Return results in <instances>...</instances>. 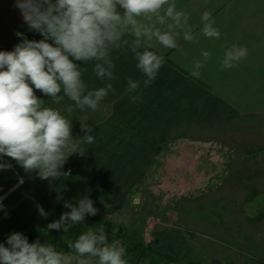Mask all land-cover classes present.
Returning a JSON list of instances; mask_svg holds the SVG:
<instances>
[{"label":"clouds","instance_id":"1","mask_svg":"<svg viewBox=\"0 0 264 264\" xmlns=\"http://www.w3.org/2000/svg\"><path fill=\"white\" fill-rule=\"evenodd\" d=\"M15 5L28 30L42 39L29 40L17 32L21 42L11 51H0V171L11 169L12 164L3 159L7 157L25 173L35 172L42 180L68 176L69 172L62 171L68 158L83 156L81 145L94 143L88 134L74 137L72 120L62 112L96 111L115 91L111 83L116 79L114 50L132 54L145 77L144 87H149L165 63L162 54L150 50L153 42L176 49L182 33L185 41L199 43L187 14L177 10L174 0H15ZM201 21L205 37L220 38L209 11L203 12ZM247 55L245 47L232 45L220 59L221 69L237 66ZM201 57L194 61L190 76L199 77L211 53L202 51ZM93 61V72L106 83L89 90L82 78L87 69L77 62L86 65ZM140 86L139 80L128 78L127 92L134 94L130 96L134 104L141 100V95L135 94ZM37 91L53 104L59 105L65 98L73 103L66 108L46 106ZM82 129L87 132L84 126ZM23 182L19 178V183ZM99 199L106 209L111 207L104 197ZM63 206L70 211L49 223L46 231L67 233L99 211L86 195L75 204L65 201ZM39 212L47 216L42 207ZM66 245L68 252L39 239L30 243L23 233L12 232L6 244L0 243V264H129L126 248L119 241L110 242L103 227H89Z\"/></svg>","mask_w":264,"mask_h":264},{"label":"crops","instance_id":"2","mask_svg":"<svg viewBox=\"0 0 264 264\" xmlns=\"http://www.w3.org/2000/svg\"><path fill=\"white\" fill-rule=\"evenodd\" d=\"M174 2L177 10L187 14L188 24L199 43L185 41L182 33L177 38L176 49H165L153 42L150 50L162 54L165 63L149 87H144L145 77L136 68L137 61L132 54L114 50L111 55L116 79L111 83L115 91L109 93L96 111L62 112L72 120L74 137L88 134L94 137V143L82 144L85 154H74L64 164L62 171L69 175L53 180H42L35 172L25 173L15 163L11 168L16 173L15 180L9 186L0 176V202L27 186L32 204L27 211L42 205L49 210L60 206L67 212L70 209L63 206L65 201L75 204L86 195L93 200L98 213L114 216L156 165L165 162L177 139L212 131L242 118L264 116V0ZM204 11L211 13L214 27L221 32L219 39L202 34ZM17 32L29 40L42 39L39 33L28 30L15 0H0V51H11L21 42ZM234 44L245 47L247 57L233 68L221 69L220 59ZM202 51H209L211 58L200 69L199 77H192L189 73L194 61L202 59ZM77 63L87 69L82 78L89 90L105 85L106 81L98 79L93 72L94 61L86 65ZM128 78L141 82L135 93L141 95L138 103L130 101L134 94L127 92ZM36 95L53 108H66L73 103L65 98L57 105L39 91ZM21 177L24 182L18 184ZM100 197L111 207L106 209ZM127 258H130L129 264H137L134 257L127 254ZM231 262L264 264L257 259ZM174 264H187V259Z\"/></svg>","mask_w":264,"mask_h":264},{"label":"rangeland","instance_id":"3","mask_svg":"<svg viewBox=\"0 0 264 264\" xmlns=\"http://www.w3.org/2000/svg\"><path fill=\"white\" fill-rule=\"evenodd\" d=\"M176 142L123 209L106 217L123 226L131 241L145 244L159 230L183 232L191 247L187 259L199 264L264 262V116L235 120ZM3 159L15 167L14 161ZM0 176L9 186L16 173L10 169ZM29 197L26 186L0 202V243L43 219L42 205L27 211Z\"/></svg>","mask_w":264,"mask_h":264},{"label":"trees","instance_id":"4","mask_svg":"<svg viewBox=\"0 0 264 264\" xmlns=\"http://www.w3.org/2000/svg\"><path fill=\"white\" fill-rule=\"evenodd\" d=\"M64 211L60 206H55L47 212V216L37 224L35 228L26 231V226L19 229L29 242H35L37 239L41 243H51L60 251L68 252L67 240H75L82 232L89 227L98 230L103 227L108 239L112 241H122L127 254L134 257L137 264H174L181 259H187L191 251L190 243L185 234L178 230H159L154 233L152 240L148 243L141 241H131L128 233L123 226L115 223L108 217L97 213L95 216H86L84 224L76 225L69 232L63 233L62 230L46 231L49 223L58 220ZM259 262V259H257ZM264 263V262H262ZM187 264H199L196 261L187 259ZM211 264H234L233 262H223L213 260Z\"/></svg>","mask_w":264,"mask_h":264},{"label":"built area","instance_id":"5","mask_svg":"<svg viewBox=\"0 0 264 264\" xmlns=\"http://www.w3.org/2000/svg\"><path fill=\"white\" fill-rule=\"evenodd\" d=\"M12 168V167H11ZM24 181V180H23ZM18 183H19V180H18ZM20 184V183H19Z\"/></svg>","mask_w":264,"mask_h":264}]
</instances>
